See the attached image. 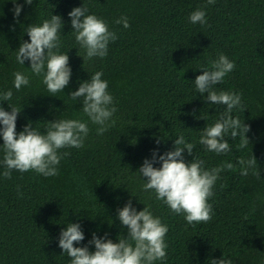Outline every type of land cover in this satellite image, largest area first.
I'll return each mask as SVG.
<instances>
[{
	"label": "trees",
	"instance_id": "16d2710c",
	"mask_svg": "<svg viewBox=\"0 0 264 264\" xmlns=\"http://www.w3.org/2000/svg\"><path fill=\"white\" fill-rule=\"evenodd\" d=\"M18 2L23 10L17 21L12 0H0V92H13L11 101L0 100V106L5 111H11L8 104L20 109L17 133L29 123L46 134L48 122L57 119L87 121L82 102L71 100L70 94L97 71L104 73L118 111L115 126L103 136L89 122L84 147L61 150L70 155L61 160L57 176L13 170L11 179H5L0 165V264H70L59 247L60 233L68 223H79L84 233V241L76 247L87 246L93 233L101 238L107 234L118 243L121 234L127 236L118 209L129 200L137 211L150 207L168 226L167 258L156 264H211L212 259L224 257L232 264H264V0H216L204 9L207 25H194L188 19L207 0ZM83 5L118 37L110 42L105 58L85 64L68 15ZM52 15L62 17L59 52L69 55L72 69L70 84L56 97L41 77L31 75L30 62L18 64L14 53L21 39L30 42L25 28ZM122 16L128 17L127 29L115 23ZM220 53L235 68L214 87L242 94L243 110L234 109L232 115L250 127V144L237 150L239 137L235 141L226 137L231 150L217 155L198 141L226 106L205 102L207 94L198 93L194 82ZM17 71L30 76V84L19 91L12 75ZM180 135L195 144L193 156L202 159L206 168L225 161L238 168L241 157L253 154L261 174L257 178L251 172L248 176L222 172L208 201L213 205L212 219L195 226L156 200L154 192H145L141 180L145 178L135 174L145 159L152 160L154 151L159 155L174 151ZM193 156L185 151V162ZM89 250L94 252L95 246Z\"/></svg>",
	"mask_w": 264,
	"mask_h": 264
},
{
	"label": "clouds",
	"instance_id": "9594fccd",
	"mask_svg": "<svg viewBox=\"0 0 264 264\" xmlns=\"http://www.w3.org/2000/svg\"><path fill=\"white\" fill-rule=\"evenodd\" d=\"M24 2L31 5L33 0ZM12 3L14 18L18 21L23 5L18 0H12ZM215 3L216 0H207L206 4L189 15V22L194 25H207V13L204 9ZM68 15L75 40L84 52L83 56L78 52L77 55L83 58L84 64L93 58H105L110 42L118 39L116 32L109 29L104 19L89 14L85 5L74 8ZM115 23L122 24L125 29L130 27L127 16L120 17ZM62 26L64 27L62 17L58 15H52L42 24L27 26L25 34L30 42L21 39L18 49L14 52L16 62L24 66L25 62L29 61L31 75L41 77L47 91L55 97L57 93L64 92L72 76L69 55L59 52V32ZM234 68L235 63L220 53L215 60L210 61L209 68L202 69L203 74L197 76L194 82L198 93L207 94L204 97L205 102L226 106V110L218 119L213 124H207L202 130L198 141L207 151L217 155L227 154L231 150L228 138L235 141L239 137L237 150H243L250 144L247 137L250 127L232 115L234 109L243 110L242 94L218 91L214 87L222 83ZM12 75L17 91L30 84L29 75L20 71ZM103 76V72H95L89 80L80 82L78 90L70 94L71 100L82 102L81 110L88 120L57 119L55 122H48L46 134L34 129L31 123L17 133L20 109L8 104L11 111H5L3 106H0V137L3 139V145H0V152L3 153L0 165L5 169V179H11L13 170L20 173L33 171L45 178L57 176L61 160L70 155V152L61 150L83 148L90 132L89 122L98 126V136H103L115 126L116 120L113 117L118 109L108 90L109 83ZM12 97L11 90L0 92V100L11 101ZM174 146V151L163 155L154 151L152 160L145 159L135 174L140 179L145 178L141 179L145 192H154L156 200L167 205L173 213L182 215L188 225L195 226L212 219L213 205L208 201L214 195L213 188L222 172L239 171L242 176H248L251 172L257 178L261 176L253 154L251 158L241 157L237 161L238 168L227 161L219 166L206 168L202 159L193 156L195 144L187 143L183 135L174 140ZM185 151L189 156H193L191 162H185ZM157 163L161 167L153 166ZM17 191H20L19 185ZM117 218L127 229L126 237L121 234L118 237L119 242L116 243L109 239L107 234L101 238L93 233L89 244L82 247L75 246L85 239L81 225L68 223L60 233L59 247L70 258V264H156L157 261L166 260V236L169 229L159 217L154 216L150 207L137 211L129 200L122 209H118ZM92 245L95 246L94 252L89 250ZM211 264H232V260L226 257L212 259Z\"/></svg>",
	"mask_w": 264,
	"mask_h": 264
}]
</instances>
